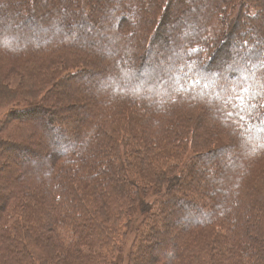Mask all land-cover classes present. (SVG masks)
Instances as JSON below:
<instances>
[{
  "label": "trees",
  "instance_id": "16d2710c",
  "mask_svg": "<svg viewBox=\"0 0 264 264\" xmlns=\"http://www.w3.org/2000/svg\"><path fill=\"white\" fill-rule=\"evenodd\" d=\"M187 1L0 0V264H264V0Z\"/></svg>",
  "mask_w": 264,
  "mask_h": 264
},
{
  "label": "rangeland",
  "instance_id": "374dc122",
  "mask_svg": "<svg viewBox=\"0 0 264 264\" xmlns=\"http://www.w3.org/2000/svg\"><path fill=\"white\" fill-rule=\"evenodd\" d=\"M96 2L98 1V0H95ZM203 1V0H202ZM201 1V2H202ZM96 2H94V3H96ZM196 6H198V5H200L199 3H198V1H196V2H194V1H192ZM193 3H189L187 0H185V2H183V4H180L179 6H180V8L182 9V10H185L186 8H188V7H191V6H193ZM40 6H41V8L39 7V8H36V12H38V13H40V11H41V9L44 7V8H49L50 7V4H44V3H40ZM176 7H178V5L176 6ZM176 7H173V8H175V9H173L172 7V12H173V14H175L176 16H182V14L183 13H181V12H178L177 10H176ZM71 8H74V9H76L77 8V6H76V4L72 1V5H71ZM73 9V10H74ZM114 10H116V9H114L113 8V10L111 9V12L110 13H113L114 14ZM50 11H51V9H50ZM75 11V10H74ZM114 11V12H113ZM235 12H237V10H235ZM235 12H234V14H235ZM38 15V14H37ZM109 14H106L105 13V20L106 19H108L109 18V16H108ZM236 15V14H235ZM52 16H54V15H51V17ZM100 18L101 17H97L96 19H95V21H93L92 19H89L90 21H89V27H80V26H77L75 29L76 30H78V31H80V32H82V33H84V34H87V35H90V33H91V27H93V26H95L96 25V23L100 20ZM187 18L189 19V21H190V16H187ZM50 20H51V25L50 26H48V23L50 22ZM54 21L55 20H52L51 18H50V15H49V17L47 18V22H44V21H42V20H39V19H36V18H34V19H32V20H30V22H28L27 23V27L29 28V30H32V31H40V30H42V31H46L47 33H50V29H52V28H54L53 27V25H54ZM191 22H193L194 24H197L196 22H194V20L192 19L191 20ZM46 27V28H45ZM179 27H182V26H179ZM178 27V28H179ZM45 28V29H44ZM188 31V29H186L185 30V28L183 27V29L182 28H180L178 31H177V34L175 33V34H172L174 37H176V36H179V34L180 33H185V32H187ZM102 33H105L103 30L101 31ZM168 34V33H167ZM108 35V34H107ZM155 55H157V51L156 50H154L153 51V57L155 56ZM70 66H73V67H75V69L76 68H78V67H81V64L79 63V62H73V63H68ZM8 88L10 89L8 92L9 93H13V92H17L18 90H19V88L18 89H16V87H17V81L15 80V79H13V80H11V81H9V83H8ZM8 109V108H7ZM7 109H2V110H0V119H1V117L4 115V113L7 111ZM177 129V131L179 130V128H176ZM7 134V133H6ZM9 136H12V135H9ZM13 137V136H12ZM0 155H5V156H8L9 155V153H7L4 149H2V148H0ZM259 166H261V168H260V170L261 171H263L264 172V163H262L261 165H259ZM3 170V171H2ZM4 173V175H5V178L4 179H8V181L9 182H12L13 181V178H14V174H16V173H14V165L13 166H10V165H7V166H5V167H3V165L1 164V162H0V173ZM263 177H264V174L262 175V179H263ZM15 180H16V178H15ZM0 181H4V180H0ZM8 181H6V183H8ZM263 187H264V183H263ZM2 192H6L5 190H1ZM262 192H263V195H262V199L260 200V203H259V206H258V212H257V214H258V216L260 217V219L262 218H264V190H262ZM16 219H17V221H19V223H18V228L20 229V230H24L25 231V229H26V227H25V222H24V220H23V218H22V213L21 212H17V214H16ZM23 220V221H22ZM264 230V229H263ZM101 248H103V246H101ZM100 248V249H101ZM164 252V250H160L159 252H156V253H163ZM144 258H147V255H145L144 256ZM238 261H241V262H243V260L242 259H237ZM129 262H128V257L126 256V253H124V252H122V251H113V252H110V251H107V252H105L104 253V255H99L97 258H96V260H95V264H128Z\"/></svg>",
  "mask_w": 264,
  "mask_h": 264
},
{
  "label": "snow or ice",
  "instance_id": "6c2138e0",
  "mask_svg": "<svg viewBox=\"0 0 264 264\" xmlns=\"http://www.w3.org/2000/svg\"><path fill=\"white\" fill-rule=\"evenodd\" d=\"M242 100H243V95L238 93L237 94V101H242ZM234 102H236V101H234ZM229 115H232V113H229ZM239 118L241 119V123H242L243 119H244L243 115H241ZM247 118L249 120H251L252 119V114L249 113ZM255 119L258 120V121L264 122V113H262L259 116L255 117ZM262 127H264V123H262Z\"/></svg>",
  "mask_w": 264,
  "mask_h": 264
}]
</instances>
